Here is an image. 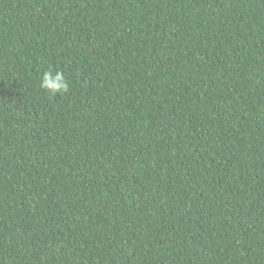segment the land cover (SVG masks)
Listing matches in <instances>:
<instances>
[{"label":"trees","instance_id":"trees-1","mask_svg":"<svg viewBox=\"0 0 264 264\" xmlns=\"http://www.w3.org/2000/svg\"><path fill=\"white\" fill-rule=\"evenodd\" d=\"M0 264H264V0H0Z\"/></svg>","mask_w":264,"mask_h":264},{"label":"clouds","instance_id":"clouds-1","mask_svg":"<svg viewBox=\"0 0 264 264\" xmlns=\"http://www.w3.org/2000/svg\"><path fill=\"white\" fill-rule=\"evenodd\" d=\"M39 87L52 96L66 94L69 90L68 82L61 71H56L55 74L51 70L46 71L40 80Z\"/></svg>","mask_w":264,"mask_h":264}]
</instances>
